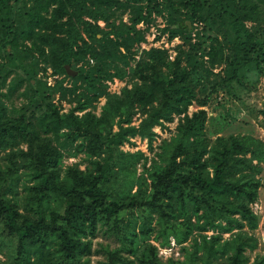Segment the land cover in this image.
<instances>
[{"label":"trees","instance_id":"trees-1","mask_svg":"<svg viewBox=\"0 0 264 264\" xmlns=\"http://www.w3.org/2000/svg\"><path fill=\"white\" fill-rule=\"evenodd\" d=\"M163 10L160 30L181 39L173 57L149 46L131 65V47L144 38L135 24ZM194 21L201 27L192 40ZM0 51V88L6 62L46 88L32 90L26 106L43 107L37 103L39 111L28 114L26 106L10 113L3 99L20 81L0 89V243L12 264H89L99 228L118 240L101 245L102 264H264V246L251 259L245 252L257 243L250 203L261 185L264 141L251 133L211 137L202 107L207 95L197 96L207 82L209 91L230 92L250 62L262 68L264 0H0ZM65 63L75 66L74 75ZM221 64V73L212 71ZM46 66L72 83L45 86L35 76ZM127 74L135 78L129 85L106 90L104 79ZM55 91L58 101L73 102L66 111L52 101ZM101 95L95 113L92 101ZM192 102L199 107L187 113ZM174 115V132L160 139L147 165L143 150L120 147L137 135L152 149L153 126ZM62 148L82 152L83 167H62ZM170 238L181 257L161 259L157 246Z\"/></svg>","mask_w":264,"mask_h":264},{"label":"rangeland","instance_id":"rangeland-1","mask_svg":"<svg viewBox=\"0 0 264 264\" xmlns=\"http://www.w3.org/2000/svg\"><path fill=\"white\" fill-rule=\"evenodd\" d=\"M127 12L122 14V20L127 22ZM117 21V20H116ZM101 26L104 27V22L102 20L97 21ZM166 22V14L163 10L160 13L152 12L150 14V18L147 21L140 20L135 24V26L142 30L143 32V40H140L137 43H134L131 49H135L136 51L133 54V58L129 60V63L132 65L134 61L139 57L141 50L146 49L149 46H156V47H164L167 49L168 57L171 59L174 54L173 46L180 42L181 39L178 35L173 36L171 39L167 38V32L161 31L160 28ZM247 25H250L251 22L246 21ZM194 28L192 29L191 35L192 40L194 39V32L201 27V22L194 21L193 22ZM186 47V45H184ZM2 53V51H0ZM4 58L0 56V61ZM29 58H26L24 63L25 67H28L29 64L26 61ZM202 59L205 61L206 56L203 55ZM88 63H93L91 58L88 59ZM6 69H8L7 75L5 77L4 83L1 86V90L8 89L17 81H20L19 85L8 89L9 96L3 97L10 113H14L22 106H26V100L28 96L32 93L34 88L38 89H45L42 86L41 82L34 81L31 79V83L29 84L26 80V73L25 70L18 66L13 65L10 66L9 63H5ZM41 64L38 61L37 65ZM35 65V67H37ZM82 65V61H79L76 66ZM221 65L214 66L212 71L215 73H221V69L219 70ZM262 68L255 66L253 62H250L243 66L238 72V81H232L230 92H226L223 88L216 86V89L213 91H209V82L204 85L203 90L198 91L197 96L207 95V102L202 107L206 110L207 120L205 123V130L206 132L213 137L215 132L218 133H251L264 141V62H261ZM71 68L76 69L75 66H71ZM127 69V66H125ZM5 69L0 70V74L4 73ZM67 74V73H66ZM68 75V74H67ZM70 76V75H69ZM212 77V76H210ZM35 78L40 81H45V86L54 87V84L57 80H61V84L64 86H69L72 81L71 78L68 76H64L62 73H52L51 67L46 66L45 70H37V74ZM135 79V78H132ZM129 78V75H124L122 78L117 76H113L108 79H104L103 82L105 83V88L107 91L110 92H119L120 88L123 85H129L130 81L132 80ZM77 85V89L81 90L82 84L79 80L75 82ZM25 91L26 94L23 95L20 91ZM58 91L51 93V99L54 102L60 103V111H66L67 108L73 104V102L67 101V99H62L58 101ZM104 100V96L101 95L96 98V100L92 101V104L95 105L92 110L95 113H98L100 109V105ZM39 103L41 107L43 104L38 101H32L30 105H27L25 113L28 114L30 109L35 110L38 112L39 109L35 108V105ZM199 105L196 102H192L186 108V112L190 113L192 110L198 108ZM78 114L82 111L76 110ZM180 113L179 115H182ZM139 119L138 113H135L132 116L131 123H136ZM177 116L174 115L172 120L164 122L163 126H156L154 125L153 128L156 129L157 132L156 137L152 141V149H148L146 146V140L144 138L140 139L137 135L132 136L130 139L134 143L124 142L120 147L122 149H127L129 151H133L135 149H141L147 155L148 159L145 163L147 165L149 163V157H155L153 151H156L157 144L159 143L160 139L165 137L167 138L174 132V125L176 123ZM72 148H62L63 156L61 166L68 163H72L75 161H79V167H83L84 160L82 159V152H78L75 155H70L68 152ZM160 161V160H159ZM162 162V161H160ZM262 170L259 173L261 185L258 188V196L256 200L250 203L251 208L253 211L258 215V222L256 228L253 230V234L257 238L256 246L251 250H246L245 252L248 254L249 259L253 257V255L257 252H260L262 246H264V162L261 163ZM141 163L140 161L136 164V173L141 171ZM134 188V186H133ZM19 191L21 190L18 187ZM207 233H210L211 230H207ZM223 237L228 236V232L221 233ZM151 242L157 244L156 241L150 239ZM171 240V238H170ZM118 244V240L113 236L108 234L107 232L103 231L102 228H99L92 239V251L88 255L89 257V264H102L101 261L104 259V253L102 251V246H115ZM158 255L161 259H164L168 255L181 257V254L178 249V244H171L169 242L168 245H158L157 246ZM11 251L8 249L7 246L0 243V258L4 261H7L8 264H12L10 261Z\"/></svg>","mask_w":264,"mask_h":264},{"label":"water","instance_id":"water-1","mask_svg":"<svg viewBox=\"0 0 264 264\" xmlns=\"http://www.w3.org/2000/svg\"><path fill=\"white\" fill-rule=\"evenodd\" d=\"M64 69H65V72L68 74V75H74L76 73V70L71 68L70 65L68 63H65L64 65Z\"/></svg>","mask_w":264,"mask_h":264},{"label":"built area","instance_id":"built-area-1","mask_svg":"<svg viewBox=\"0 0 264 264\" xmlns=\"http://www.w3.org/2000/svg\"><path fill=\"white\" fill-rule=\"evenodd\" d=\"M156 126H159V125H156ZM154 129V128H153ZM154 130H156V129H154ZM144 140H145V138H144ZM144 142H146V141H144ZM170 243L171 244H174V242H173V239L171 238V240H170Z\"/></svg>","mask_w":264,"mask_h":264}]
</instances>
